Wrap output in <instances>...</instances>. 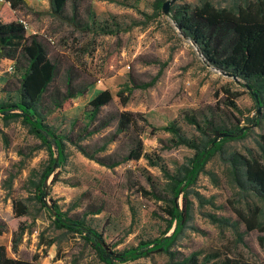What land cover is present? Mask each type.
<instances>
[{
	"label": "rangeland",
	"instance_id": "1",
	"mask_svg": "<svg viewBox=\"0 0 264 264\" xmlns=\"http://www.w3.org/2000/svg\"><path fill=\"white\" fill-rule=\"evenodd\" d=\"M162 5L159 8L158 2ZM84 0L81 11L92 7L100 19L111 16L121 27L136 26L117 35H92L75 30L48 13L47 0H25L9 12L11 19H25L27 34H37L48 42L50 58L57 61L58 86L72 65L84 81H92L88 91L71 101L64 111L47 117L49 124L75 136L87 121L85 106L98 92L109 90L112 103L105 112H137L147 120L144 151L149 160L126 161L116 167L101 165L79 146L65 142L64 162L45 180L44 201L56 203L69 215L84 218L103 233L105 241L123 249L160 236L170 224L164 212L173 198L174 177L212 136L201 134L182 119L184 110L205 109L218 104L227 111L225 124L246 126L242 138L226 142L205 163L194 184L177 196L178 206L188 203L189 214L171 250L176 256L195 255L201 264H222L228 259L246 264H264V199L240 182L243 160L264 165L260 136L264 134V105L258 107L242 82L208 66L197 47L186 38L171 18L178 10L192 9L208 2L216 9L235 12L256 0ZM2 7L0 6V10ZM6 9V8H2ZM13 62L0 60V89L16 83ZM149 84L133 87V82ZM8 82V84H6ZM126 99L119 104L117 93ZM11 95V94H10ZM8 95L0 91V99ZM232 99L237 109L226 108ZM257 120V123L251 120ZM174 121L198 148L175 144L173 135L162 128ZM115 132V124L78 142L92 152L104 138ZM173 140V141H174ZM128 149L127 137L118 134L95 157H119ZM53 156H56L55 151ZM51 158L46 145L22 118L0 115V245L8 257L32 264H104L81 236L56 228L50 210L38 199L36 185ZM160 159V160H159ZM54 173L57 181L51 183ZM102 209L98 214L94 210ZM172 224L167 234L171 233ZM14 239V243H13ZM227 259V260H226ZM122 264H171L168 255L152 253Z\"/></svg>",
	"mask_w": 264,
	"mask_h": 264
},
{
	"label": "trees",
	"instance_id": "2",
	"mask_svg": "<svg viewBox=\"0 0 264 264\" xmlns=\"http://www.w3.org/2000/svg\"><path fill=\"white\" fill-rule=\"evenodd\" d=\"M48 13L51 17L72 26L75 30L92 35H117L136 26L135 21L125 27H121L116 17L100 19L92 7L87 6L81 11V3L84 0H47ZM9 7L0 10V60L13 62V70L16 83L13 88L1 87L8 97L0 99V115L4 119L20 117L30 126L39 139L46 145L51 158L41 174V179L36 185L38 199L43 207H47L53 216V222L58 229L77 234L84 238L95 250L98 258L104 264H122L152 253L162 252L168 255L171 264H201L195 255L177 257L171 250L178 234L182 231L188 219L189 206L183 200L181 206L175 202V198L195 183L205 163L222 146L233 139L242 138L248 132L246 126H240L236 121L231 127L224 122L228 112L223 111L218 104L206 106L205 109L184 110L182 119L195 127L201 134L210 137L203 146L189 159L183 167L182 174L174 177L173 198L168 200L164 212L169 216L170 224L160 236L138 242L136 245L116 249L115 244L105 241L103 233L89 225L84 218L69 215L62 211L54 202L48 207L45 204L44 192L45 180L55 168H59L64 162L65 142L79 146L83 154L89 158H97V161L108 168L119 164L145 158L153 165L163 164L150 159L144 151L142 135L145 132L138 122L148 126L147 120L137 112L126 110H114L101 114L102 109L109 106L113 97L109 90L98 92L85 106L86 122L79 133L73 136L64 133L49 124L47 117L55 111L66 110L71 101L83 96L92 81H84L75 67L69 65L62 76L63 88L58 86L56 79L59 74L57 61L52 60L48 53V42L37 34H27L23 25L16 19L9 17V12L19 6H25V0H9ZM162 2H158L160 8ZM172 20L179 31L188 38L202 55L204 62L223 73L234 76L245 88H250L255 104L264 105V0H256L245 7H239L235 12L226 9H216L208 2L192 9L178 10L171 14ZM133 87L144 88L149 84L135 83ZM8 84V82L6 83ZM11 94V95H10ZM119 104L124 106L126 99L121 93H117ZM226 108L237 109L232 99L224 102ZM228 108V109H229ZM225 117V118H224ZM257 123V120H251ZM112 124H115V132L106 138L103 143L90 152L86 146L78 145L81 139L97 133ZM171 133L175 144H183L190 148H198L197 143L187 138L180 127L174 121L162 128ZM118 134L127 137L128 149L119 157H95V154L103 152L107 145L117 139ZM225 135L218 139L212 146L210 143L215 137ZM261 147L264 152V134L260 136ZM55 151L56 156H53ZM160 160V159H159ZM244 181L240 182L247 189L264 199V165L257 160H243ZM58 173H54L51 183L57 181ZM181 190V191H180ZM102 209H97L92 214H98ZM172 224L171 233L167 234ZM4 230L0 227V235ZM14 243V239H13ZM227 260V259H226ZM0 264H32L30 261L18 257H8L6 249L0 245ZM222 264H246L227 260Z\"/></svg>",
	"mask_w": 264,
	"mask_h": 264
},
{
	"label": "water",
	"instance_id": "3",
	"mask_svg": "<svg viewBox=\"0 0 264 264\" xmlns=\"http://www.w3.org/2000/svg\"><path fill=\"white\" fill-rule=\"evenodd\" d=\"M174 0H168L166 2L163 3V6H162V9H163V12L164 13H167L168 12V4L170 2H173ZM223 73V72H222ZM226 74V73H224ZM228 76H231L235 81H239L238 79H236L234 76L230 75V74H226ZM248 91H250V88H247ZM253 96L257 99V95L255 93H253ZM225 135H232V134H221V135H218L217 137L214 138V140L210 143V146L209 147H212L217 141L218 139L224 137ZM181 191V190H180ZM175 202H177V197L175 198Z\"/></svg>",
	"mask_w": 264,
	"mask_h": 264
},
{
	"label": "built area",
	"instance_id": "4",
	"mask_svg": "<svg viewBox=\"0 0 264 264\" xmlns=\"http://www.w3.org/2000/svg\"><path fill=\"white\" fill-rule=\"evenodd\" d=\"M0 6L9 7L10 6L9 0H0ZM18 22H20L23 25V27L26 31L29 30V28H30L29 24L27 23V21L25 19L20 18V19H18Z\"/></svg>",
	"mask_w": 264,
	"mask_h": 264
},
{
	"label": "crops",
	"instance_id": "5",
	"mask_svg": "<svg viewBox=\"0 0 264 264\" xmlns=\"http://www.w3.org/2000/svg\"><path fill=\"white\" fill-rule=\"evenodd\" d=\"M46 9H48V1H47V5L45 6Z\"/></svg>",
	"mask_w": 264,
	"mask_h": 264
}]
</instances>
